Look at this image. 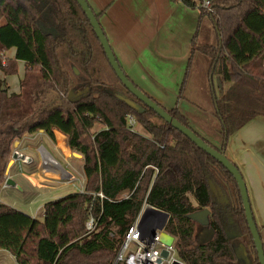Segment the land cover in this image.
<instances>
[{"label": "trees", "instance_id": "1", "mask_svg": "<svg viewBox=\"0 0 264 264\" xmlns=\"http://www.w3.org/2000/svg\"><path fill=\"white\" fill-rule=\"evenodd\" d=\"M179 1L200 9L198 2ZM208 1L213 14L200 11L211 19L219 44L198 50L210 60L209 80L215 75L228 86L220 97L210 91L219 145L194 132L178 110H165L221 152L232 135L264 114V0ZM10 50L26 73L18 95L0 90V191L13 144L39 132L54 139L57 132L82 158L86 194L46 203L40 220L0 204V251L16 264H111L146 204L169 215L166 232L184 264H244L235 254L239 244L249 264H259L232 176L128 93L74 0H0V52ZM15 64L5 76L17 74ZM190 67L191 60L180 94ZM127 115L142 132L126 129ZM209 181L227 205L213 197ZM97 193L104 198H93ZM203 210L210 212L208 241L191 219ZM89 215L96 226L86 234ZM226 232L237 237L229 240Z\"/></svg>", "mask_w": 264, "mask_h": 264}, {"label": "crops", "instance_id": "2", "mask_svg": "<svg viewBox=\"0 0 264 264\" xmlns=\"http://www.w3.org/2000/svg\"><path fill=\"white\" fill-rule=\"evenodd\" d=\"M86 1L94 14L98 15L97 20L101 29L120 68L129 80L139 90L147 91L144 82L137 76L141 73L146 75L161 91L165 93L171 91V96L176 97V102L171 105L173 108L170 110H178L188 119L189 123H194L203 131V134L215 139L219 145L220 136L218 129L215 128L217 118L213 111L210 91L214 89L216 96L220 97V92L222 94L228 86L222 85L215 75L212 76L211 81L209 80L210 60L198 50L203 46L215 47L219 44L211 19L202 14L197 6L189 8L179 0ZM191 1L197 2V0ZM7 53H11L14 57L15 51L10 50ZM190 60V72L184 90L180 94ZM196 64L198 67L193 72ZM191 82H198V86L193 91H190ZM220 85H222V90H220ZM149 96L155 101L161 99L158 102L159 105L164 103L161 95ZM191 108L196 109L194 114H191ZM31 141L33 143H28ZM44 143L47 144L48 149L58 155L60 161L55 158L53 160L64 170L63 174L74 178L75 176L65 161L67 152L68 154L71 152L66 148L64 136L56 132L54 139H50L39 132L26 135L13 144V151L22 154L28 160L27 163L14 162L7 170L6 179L14 182L20 178L19 180L25 185L34 180L35 186L42 188L45 182L56 181L57 179L47 175L46 171L49 172L52 169L46 166L43 156L40 154L41 159H34L32 155L44 150L52 156L43 147ZM224 152L245 181L253 218L264 249V114L255 117L232 135ZM71 155L75 158V162L81 164V170L77 171L82 173L81 156L75 153ZM35 177L39 179H34ZM9 187H16L21 191L16 183L15 186L4 184L2 189ZM29 187L31 188L30 185ZM0 204H2L1 200ZM43 214L42 212L40 215L41 219Z\"/></svg>", "mask_w": 264, "mask_h": 264}, {"label": "water", "instance_id": "3", "mask_svg": "<svg viewBox=\"0 0 264 264\" xmlns=\"http://www.w3.org/2000/svg\"><path fill=\"white\" fill-rule=\"evenodd\" d=\"M81 11L86 16L96 38L98 39L101 48L103 49V52L106 56V59L112 68L113 72L115 73L116 77L118 78L119 82L122 84V86L128 91L132 97H134L139 103H141L145 108L151 110L154 112L161 120L164 121L167 125H169L171 128L179 132L181 135H183L185 138H187L192 144L196 146L197 149L205 153L207 156H209L211 159L216 161L219 165H221L233 178L235 181L241 203H242V209L244 212V217L247 223L248 230L250 232V235L253 240V245L256 251L257 260L259 264H264V249L263 245L260 239V235L257 230V226L255 224L251 206L249 203L248 193L245 181L239 172V170L235 167V165L226 157L224 151H216L213 148L209 147L201 138H199L193 131L183 126L181 123H179L176 119H174L172 116L169 115V113L160 107L158 103H156L153 99L148 97L144 92L139 90L125 75V73L120 68L113 51L110 47V44L105 37L104 32L101 29V26L99 24V21L97 20L94 12L90 8L89 4L86 0H74ZM74 73L76 75H79L76 69H74ZM220 90H222V85H220ZM71 95V94H70ZM221 95V92H220ZM69 99V98H68ZM118 99L126 104L127 107L130 109L142 113L143 109L139 104L132 101L131 99L125 97V96H119ZM11 161L8 164L7 170L10 169V167L13 165L16 161H23L27 163L28 159H25V157L18 153L13 151V154L11 156ZM60 167V166H59ZM61 168V167H60ZM7 173V171H6ZM5 185L9 186H15V183L11 181L10 179H6ZM209 187L211 190V193L213 197L217 198V200L221 203H224L227 205L228 201L225 197V195L221 192L220 189L216 188L215 185L209 181ZM145 214H154L159 217H162L163 221L162 224L158 227L159 231H163L165 229L166 221L169 218V215L167 213H164L160 210H157L152 207H148L146 209ZM210 212L208 210H203L201 212L195 213L193 216H191V219H193L199 226L203 227L202 234L200 236V239L202 240H210L211 237V231L208 233V231H205L204 229L207 227V218L209 216ZM154 234V233H153ZM227 238L233 239L236 238L237 235L234 232H231L229 235L228 232H226ZM160 242L170 246L174 242V238L166 233H162L160 237ZM236 257L241 260L244 264H249L248 257L246 254V250L243 247V245L239 244L235 250ZM163 256H165V253H163Z\"/></svg>", "mask_w": 264, "mask_h": 264}, {"label": "rangeland", "instance_id": "4", "mask_svg": "<svg viewBox=\"0 0 264 264\" xmlns=\"http://www.w3.org/2000/svg\"><path fill=\"white\" fill-rule=\"evenodd\" d=\"M13 58L14 57L12 56L11 53L0 52V90L2 92L6 91V95L8 97L11 95H18L21 92L19 85H20V82L24 79V76L26 73L25 66L23 64H20V63L15 64L13 61ZM14 64L17 68V74L15 76H5L4 75L5 71H7L10 67H13ZM197 67H198V65L196 64L194 66L193 72L195 71V69ZM137 76L140 78V80L142 82H144L145 86L147 87V89L145 88L147 91H144V89H141L142 92H144L146 95L147 94H149V95L153 94V95H157V96L161 95V97H163V101H164V103H162L163 105L161 104L162 107L166 110H170V108H173V106H171V105L175 104L176 97L171 96V91H168L166 93L164 91H161L158 88V86L156 84H154L144 74L140 73ZM136 82H139V81H136ZM144 84H143V86H144ZM139 86H141V85H139ZM197 86H198V82H191L190 91H193L194 88ZM14 92H16V93H14ZM188 92H189V89H188ZM149 95H147V96L150 97ZM53 98H54L53 95H51L48 100H52ZM150 98H152V97H150ZM157 100L158 101H155V100L154 101L156 103L161 101V99H157ZM201 107L202 106H199V108H201ZM195 110L196 109L191 108V111H190L191 114H194ZM189 125L194 130V132L198 133L203 138L209 140L214 145L218 146V143L215 141V139L208 137L206 134H203V131H201L194 123L190 122ZM100 129H102V127L100 125H96L94 131L98 132ZM136 131L138 133L142 132L138 126H137ZM26 143H27V141H26ZM28 143H33V142L31 141ZM43 147H45V149L47 151H49V153L53 156V157L50 156L52 160L55 158V160L60 161V159H58V155L54 151H51V149L47 148V144L44 143ZM72 153L73 152H71V154ZM40 154H41V152L40 153L37 152V153H33L32 155H33L34 159H41ZM71 154L70 153L68 154V152H67L66 158L68 159V163L70 164V166L72 168L80 171L81 170V168H80L81 164L75 162V158H73V156ZM41 156H42V154H41ZM11 160L12 159L10 158V161ZM53 171H55V170L53 169ZM49 176L53 177L54 179H57V180L52 181L53 183H48V182L44 183L43 182L44 188L35 186L34 180L29 182L30 184L26 183V185H25V183L23 184L19 180L20 178L14 180V182L21 189V191H19L16 187H9L8 189L3 188L0 191V200L2 201V204L6 205L10 208H13L19 212H22L24 214H27L31 217H34V218L37 217V219L40 220L41 219L40 215L43 212L42 208L46 203L53 202L55 200L61 199V198L68 196L70 194H77L78 193L77 190L72 185L68 186V185H65L64 183H62L61 179H63L64 177H61V176L58 177L57 175L52 174L50 172V170H49ZM34 179H39V177H35ZM27 185H28V187L30 185L31 188L26 187ZM204 230L208 231V233H210V230L207 227ZM0 264H16V262L6 252H0Z\"/></svg>", "mask_w": 264, "mask_h": 264}, {"label": "built area", "instance_id": "5", "mask_svg": "<svg viewBox=\"0 0 264 264\" xmlns=\"http://www.w3.org/2000/svg\"><path fill=\"white\" fill-rule=\"evenodd\" d=\"M197 2L200 9L209 13L213 12L208 0H197ZM137 126L138 124L135 117L133 115H127L126 129L131 133H136ZM65 161L67 167L71 169L75 177L73 178V176L65 174L61 181L64 182L65 185H72L77 190V194H86L84 188L86 179L83 173L72 168L68 163L67 158ZM22 162L25 163V160ZM92 197H98L99 199L104 198L100 193L92 194ZM148 207V205L143 204L135 220L128 227L117 251L115 252L111 264H184L177 256L175 239L170 246L160 242L162 233L170 235L166 232V225L169 218L166 221L165 229L159 231L158 227L162 224L163 219L154 214H145ZM95 226V219L89 215V218L85 223V233H92L95 230ZM163 253H165V256H163Z\"/></svg>", "mask_w": 264, "mask_h": 264}, {"label": "bare ground", "instance_id": "6", "mask_svg": "<svg viewBox=\"0 0 264 264\" xmlns=\"http://www.w3.org/2000/svg\"><path fill=\"white\" fill-rule=\"evenodd\" d=\"M61 147H62V144H61ZM41 153H42V156H43V159H44V162L46 164V166L48 167H51L52 170H50V172L54 175H57L58 177H64V174H63V170L57 165V163H55L51 157L44 151V150H41ZM53 169L55 171H53ZM47 175H49V172H47Z\"/></svg>", "mask_w": 264, "mask_h": 264}, {"label": "flooded vegetation", "instance_id": "7", "mask_svg": "<svg viewBox=\"0 0 264 264\" xmlns=\"http://www.w3.org/2000/svg\"><path fill=\"white\" fill-rule=\"evenodd\" d=\"M199 228H200V236H201L203 227L199 226Z\"/></svg>", "mask_w": 264, "mask_h": 264}]
</instances>
